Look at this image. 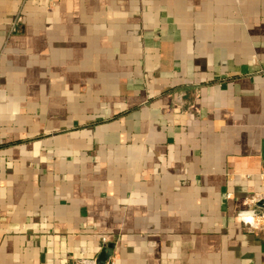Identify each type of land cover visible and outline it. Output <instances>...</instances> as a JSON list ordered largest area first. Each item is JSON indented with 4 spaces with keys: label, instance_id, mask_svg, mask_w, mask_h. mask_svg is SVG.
I'll list each match as a JSON object with an SVG mask.
<instances>
[{
    "label": "crops",
    "instance_id": "0c3cea01",
    "mask_svg": "<svg viewBox=\"0 0 264 264\" xmlns=\"http://www.w3.org/2000/svg\"><path fill=\"white\" fill-rule=\"evenodd\" d=\"M263 142L264 0H0V264H264Z\"/></svg>",
    "mask_w": 264,
    "mask_h": 264
},
{
    "label": "built area",
    "instance_id": "2783aa9c",
    "mask_svg": "<svg viewBox=\"0 0 264 264\" xmlns=\"http://www.w3.org/2000/svg\"><path fill=\"white\" fill-rule=\"evenodd\" d=\"M258 176L261 180H264V168L260 170ZM246 203L252 207L253 217L251 222L253 227L264 232V191L253 194L247 198ZM261 203L262 206L256 207ZM103 240L106 241V239ZM109 264H114V261H110Z\"/></svg>",
    "mask_w": 264,
    "mask_h": 264
},
{
    "label": "water",
    "instance_id": "95a60500",
    "mask_svg": "<svg viewBox=\"0 0 264 264\" xmlns=\"http://www.w3.org/2000/svg\"><path fill=\"white\" fill-rule=\"evenodd\" d=\"M262 156H263V159H264V142H263V153H262ZM113 249H114V244H109L107 247H104L101 255L99 256L97 264H106L107 261L113 255Z\"/></svg>",
    "mask_w": 264,
    "mask_h": 264
}]
</instances>
